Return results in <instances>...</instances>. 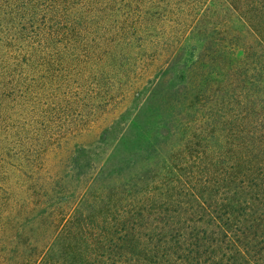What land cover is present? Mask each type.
Here are the masks:
<instances>
[{
  "label": "trees",
  "instance_id": "obj_1",
  "mask_svg": "<svg viewBox=\"0 0 264 264\" xmlns=\"http://www.w3.org/2000/svg\"><path fill=\"white\" fill-rule=\"evenodd\" d=\"M156 60L87 186L46 176ZM95 155L72 149L68 173L82 181ZM12 203L31 223L19 264L238 254V223L264 218V0H0V210Z\"/></svg>",
  "mask_w": 264,
  "mask_h": 264
},
{
  "label": "rangeland",
  "instance_id": "obj_2",
  "mask_svg": "<svg viewBox=\"0 0 264 264\" xmlns=\"http://www.w3.org/2000/svg\"><path fill=\"white\" fill-rule=\"evenodd\" d=\"M160 63L159 60L152 63L149 62L147 68L143 70L145 74L140 76L139 80L133 77L130 81H127L126 86H122L114 92L113 95L116 96V99H111L112 102L103 114L101 113L100 116L91 117L87 121L82 122V125L77 128V132L71 135L70 139L61 145V148L55 149L48 156L46 176L51 177V179L60 180L58 184L60 187L62 185L70 189L86 187L91 180L89 177L90 173H96L98 167L101 165L100 163H102L112 149L110 143L104 144L99 140L103 128L110 124L121 110L133 104L134 96L131 87L133 83L148 84V80L153 79L154 73L159 69ZM132 79L134 80L133 82ZM77 146H86L93 149L97 154L95 155L97 166L82 181H79L74 174L68 173L71 171L68 155ZM14 198L15 190L11 199L13 202ZM19 211L20 209L14 203L6 208L5 211L0 210V264H19L24 259L23 244L27 243L28 239H30L31 223L24 222V215ZM238 225L242 231L236 243V246L240 250L238 254H230V250H227L225 257L221 253H213L210 248L208 253L202 254L203 250L200 254H197L199 263L216 264L222 261L235 260L238 261L237 264H264V218L255 217L254 220L248 221L245 219L240 221ZM204 244L209 246V241L204 242ZM193 250H196V248H193ZM28 252L24 248L26 256L30 253ZM178 256L179 254L173 255L175 264L180 261Z\"/></svg>",
  "mask_w": 264,
  "mask_h": 264
}]
</instances>
